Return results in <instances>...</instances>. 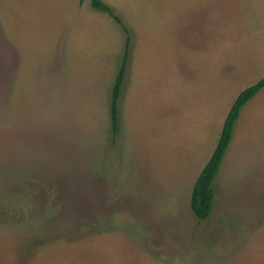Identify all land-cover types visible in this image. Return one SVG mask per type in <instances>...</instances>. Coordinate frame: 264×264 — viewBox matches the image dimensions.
I'll list each match as a JSON object with an SVG mask.
<instances>
[{
	"label": "rangeland",
	"instance_id": "rangeland-1",
	"mask_svg": "<svg viewBox=\"0 0 264 264\" xmlns=\"http://www.w3.org/2000/svg\"><path fill=\"white\" fill-rule=\"evenodd\" d=\"M0 0V264H264V0ZM121 123L111 93L127 32Z\"/></svg>",
	"mask_w": 264,
	"mask_h": 264
},
{
	"label": "trees",
	"instance_id": "trees-1",
	"mask_svg": "<svg viewBox=\"0 0 264 264\" xmlns=\"http://www.w3.org/2000/svg\"><path fill=\"white\" fill-rule=\"evenodd\" d=\"M91 6L103 13L109 14L118 24L122 25L121 20L114 15L111 8L101 0H90ZM125 47L121 58V66L111 93L110 119L111 132L117 135L120 131L121 123V97L124 90L127 64L129 60L130 35L128 30ZM264 88V77L253 85L242 90L233 102L223 124V128L218 139L217 146L210 159L199 174L190 199V208L194 216L199 221H207L214 209L216 200L215 180L218 177L222 163L226 156L235 133V128L239 122L244 107Z\"/></svg>",
	"mask_w": 264,
	"mask_h": 264
}]
</instances>
